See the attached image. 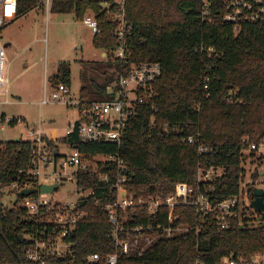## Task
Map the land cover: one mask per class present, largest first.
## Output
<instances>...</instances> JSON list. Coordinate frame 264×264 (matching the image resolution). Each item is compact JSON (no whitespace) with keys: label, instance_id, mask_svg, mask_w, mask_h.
<instances>
[{"label":"trees","instance_id":"1","mask_svg":"<svg viewBox=\"0 0 264 264\" xmlns=\"http://www.w3.org/2000/svg\"><path fill=\"white\" fill-rule=\"evenodd\" d=\"M44 1L17 0V17L35 8L44 9ZM105 3L51 0L50 12L73 14L77 21L93 15L101 30L93 44L107 53L106 58L116 47L112 18L124 12L133 29L134 59L162 66V76L154 85V106L138 109L120 146L82 144L76 133L59 141L47 139L49 146L70 144L88 156L119 155L126 166V188L136 199L166 196L178 183L188 184L195 193H207L212 200L238 195L243 139L264 140V25L246 24L236 35L233 25L223 21L221 8H213L204 18L201 0H124L123 7L115 0ZM106 66L112 67L110 63ZM206 78L210 80L208 90ZM111 80L107 78L108 83ZM107 82L84 83L80 96L103 99ZM51 84L52 88L59 84L71 87L69 63H59ZM230 97L232 101H228ZM181 133L196 137L198 144H183ZM200 147L213 152L203 154ZM31 153L29 141L0 142V264H13L23 254L24 244L19 241L24 234L23 212L18 207L21 197L14 208L5 205L4 197L5 190L28 168ZM210 168L215 173L213 181L199 182L200 170ZM258 176L257 172L252 175L254 180ZM95 184L91 179L85 186ZM107 191L113 192L107 201H115L112 182ZM96 193L100 195L101 190ZM81 208L87 216L75 231L79 254L113 253L112 224L105 206L90 199ZM175 214L178 223L188 227L186 234L156 243L141 258L124 257L119 264L218 263L227 255L251 257L264 251V224L245 228L239 219H233L229 228L222 229L213 217L203 218L195 206H179Z\"/></svg>","mask_w":264,"mask_h":264},{"label":"built area","instance_id":"2","mask_svg":"<svg viewBox=\"0 0 264 264\" xmlns=\"http://www.w3.org/2000/svg\"><path fill=\"white\" fill-rule=\"evenodd\" d=\"M201 1L204 18L213 8H221L223 21L233 25L236 35L246 24L264 25V0ZM44 3L50 9L51 0H45ZM118 4L123 7L124 0H119ZM16 16L17 0H0V30L7 25L8 20L13 21ZM112 21L116 24L111 33L116 40V47L111 51L110 59L119 67V77L114 86L106 87L105 97L101 100L83 99L80 94L74 97L71 87L59 84L50 95L45 90L41 102L42 105L57 103L78 110L79 118L67 130L66 136L76 133L82 144L120 146L128 124L138 115V109L144 105L154 106V85L163 72L158 62H139L134 59L131 45L133 29L126 22L124 12L114 16ZM82 23L92 30L94 36L101 33L100 24L93 15L84 17ZM6 56V49L0 44V94L7 97L4 102L0 101V106L9 103L11 83L9 67L5 69ZM105 56H108L107 53ZM209 82V78H206L205 90L209 89ZM228 101H232V97ZM14 120L16 124L25 123L23 119H8L0 107V131L4 129V124H12ZM166 128L169 126L166 125ZM26 137L24 140L32 143L28 168L21 171L19 181L9 187L21 197L18 207L23 212L21 222L24 225V234L20 235L23 237V254L13 264H119L124 257L141 258L156 243L182 236L189 231L187 226L178 223L179 217L175 210L179 206H195L203 218L213 217L222 229L229 228L233 219H239L245 228L258 227L263 222L262 212L252 208L251 204L256 189L263 190L264 202V172H261L264 171V140L251 142L249 138L243 139V172L238 195L224 200H212L207 193H195L194 188L185 183H178L166 196L136 199L126 188V166L119 155H105L107 161H93L91 158L94 156L82 154L78 147L70 144L64 145L69 148V153H61L60 147L51 148L47 136L40 129L28 128ZM181 142L187 145L198 144L196 137L183 133ZM54 150H57V156L53 154ZM199 152L204 154L213 150L200 147ZM248 163L257 164L251 175L257 172L259 176L256 180L252 178V182L245 186L244 181L248 175L245 167ZM214 174L213 168L201 169L199 182L211 183ZM91 179L96 183L95 186L86 187ZM82 181L83 185L80 184ZM65 182L75 183L77 201L59 203L44 197L53 195ZM111 182L117 192L112 202L107 201L113 193L107 191V185ZM52 185L58 186L53 193H42L43 186ZM27 190L32 192L23 195ZM97 190H101L100 195H97ZM90 199L105 206L112 224L110 237L114 241L113 253L82 256L77 250L75 231L87 216L81 205ZM14 203L12 208L15 207ZM196 264H264V251L251 257L227 255L218 263L198 260Z\"/></svg>","mask_w":264,"mask_h":264},{"label":"rangeland","instance_id":"3","mask_svg":"<svg viewBox=\"0 0 264 264\" xmlns=\"http://www.w3.org/2000/svg\"><path fill=\"white\" fill-rule=\"evenodd\" d=\"M100 1H104L105 6L109 0ZM11 21L8 20L0 30V44L7 55L5 69L10 66L11 83L9 103L0 107L8 119H23L25 123L19 122L15 126L9 122L4 124V129L0 131V142L24 140L28 128L42 130L49 140H62L78 120V110L63 104L41 103L45 90L49 95L52 93L51 81L57 75L59 63L70 64L74 97L80 94L82 85L91 80L104 84L110 77L112 80L107 82V88L114 86L119 77V67L110 57L106 58L103 51L94 47L92 30L82 21H77L73 14H54L44 5V9L35 8ZM109 63L112 67L106 66ZM6 99L5 94H0V101ZM68 150L67 146L60 145L61 153H69ZM91 159L108 160L105 155ZM256 168L257 164L246 165L248 175L245 186L252 182L251 174ZM5 194V205L12 207L18 196L11 188H7ZM76 194L75 183L65 182L53 195L44 197L59 203H71L77 201Z\"/></svg>","mask_w":264,"mask_h":264},{"label":"water","instance_id":"4","mask_svg":"<svg viewBox=\"0 0 264 264\" xmlns=\"http://www.w3.org/2000/svg\"><path fill=\"white\" fill-rule=\"evenodd\" d=\"M106 6V5H105ZM15 141H19V139H15ZM53 154L57 156V150H54ZM16 180V178H14ZM57 185H52V186H43L42 187V193H53ZM32 192V190H27L24 191L22 194L27 196ZM251 207L256 209L257 211L262 212V221H264V202H263V190L261 189H256L255 191V199L253 200ZM19 241L23 242V237L19 236Z\"/></svg>","mask_w":264,"mask_h":264},{"label":"crops","instance_id":"5","mask_svg":"<svg viewBox=\"0 0 264 264\" xmlns=\"http://www.w3.org/2000/svg\"><path fill=\"white\" fill-rule=\"evenodd\" d=\"M104 56H105V54H104ZM9 68H10V66H9ZM10 70V69H9ZM52 141H55V140H53V139H51Z\"/></svg>","mask_w":264,"mask_h":264}]
</instances>
